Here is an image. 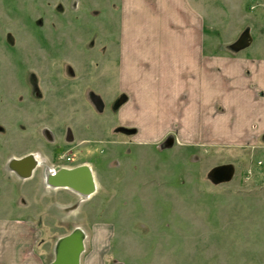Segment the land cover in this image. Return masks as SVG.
<instances>
[{
    "label": "rangeland",
    "instance_id": "1",
    "mask_svg": "<svg viewBox=\"0 0 264 264\" xmlns=\"http://www.w3.org/2000/svg\"><path fill=\"white\" fill-rule=\"evenodd\" d=\"M84 164L90 193L49 180ZM76 228L80 264H264V0H0V264Z\"/></svg>",
    "mask_w": 264,
    "mask_h": 264
},
{
    "label": "water",
    "instance_id": "2",
    "mask_svg": "<svg viewBox=\"0 0 264 264\" xmlns=\"http://www.w3.org/2000/svg\"><path fill=\"white\" fill-rule=\"evenodd\" d=\"M14 164L16 167L22 166V170L29 173L35 165V160L29 155L16 159ZM233 172L234 168L231 164L220 165L211 171V177L216 181L226 180L232 177ZM49 180L52 184L69 186L83 193H90L95 188L91 168L86 164L58 169L50 175ZM84 239L85 233L80 228H76L69 234L62 236L56 244L55 258L50 264H80Z\"/></svg>",
    "mask_w": 264,
    "mask_h": 264
},
{
    "label": "crops",
    "instance_id": "3",
    "mask_svg": "<svg viewBox=\"0 0 264 264\" xmlns=\"http://www.w3.org/2000/svg\"><path fill=\"white\" fill-rule=\"evenodd\" d=\"M188 34H189L188 46H186V50H185L186 52L185 53H187L193 59L197 60V58H199L197 56H198L199 51H200L199 48H198V46H196V39H197L198 34H193L190 31L188 32ZM148 54H152V53H148ZM144 63L147 64L148 68L149 67L150 68H155V67L157 68L161 64V59L159 57L157 58V55L154 52V55L148 56L147 59H146V62H143V64ZM196 63L197 62L195 61L194 64L196 65ZM189 68H190L189 65H186V66H184L183 69L184 70H189ZM153 84H157V83H154L153 82ZM185 84L186 83L181 84V88ZM129 88H130V85H129ZM130 89L131 90L128 91V93L126 94V101H128V105L131 102L130 103L131 105H129L128 110L129 111H132V110H135V109L138 110V108L141 107V110L140 111H142V112H145V110H146V112L149 111V108L145 107L146 105L142 103L144 101V99H143L142 95L139 94V91H137L133 86ZM159 90H158V93L155 92V95H158L157 96V99H161V101H156L157 102L158 111H164V113L165 112H173V111H176V112H178V111L186 112V110L189 109V105L188 104H183V103H186V101L183 102L182 99H181V96H185L184 93H181V90L178 89V95L177 94L172 95V98L171 99L167 98L165 96L164 92L161 89H159ZM139 102H141V105L140 106H139ZM137 110H135V111H137ZM197 110L198 109H196V111Z\"/></svg>",
    "mask_w": 264,
    "mask_h": 264
},
{
    "label": "flooded vegetation",
    "instance_id": "4",
    "mask_svg": "<svg viewBox=\"0 0 264 264\" xmlns=\"http://www.w3.org/2000/svg\"><path fill=\"white\" fill-rule=\"evenodd\" d=\"M62 168H67V167H62ZM58 169H61V168H58Z\"/></svg>",
    "mask_w": 264,
    "mask_h": 264
},
{
    "label": "built area",
    "instance_id": "5",
    "mask_svg": "<svg viewBox=\"0 0 264 264\" xmlns=\"http://www.w3.org/2000/svg\"><path fill=\"white\" fill-rule=\"evenodd\" d=\"M70 159V158H69Z\"/></svg>",
    "mask_w": 264,
    "mask_h": 264
}]
</instances>
